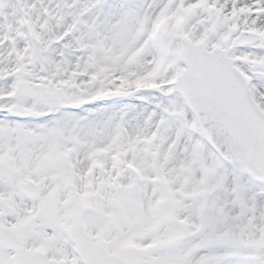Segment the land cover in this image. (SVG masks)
Wrapping results in <instances>:
<instances>
[{
    "label": "snow or ice",
    "instance_id": "obj_1",
    "mask_svg": "<svg viewBox=\"0 0 264 264\" xmlns=\"http://www.w3.org/2000/svg\"><path fill=\"white\" fill-rule=\"evenodd\" d=\"M0 264H264V0H0Z\"/></svg>",
    "mask_w": 264,
    "mask_h": 264
}]
</instances>
